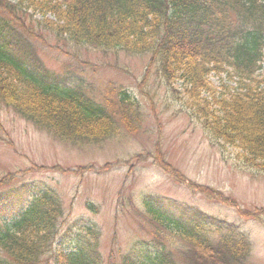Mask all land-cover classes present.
Returning <instances> with one entry per match:
<instances>
[{
	"label": "trees",
	"instance_id": "obj_1",
	"mask_svg": "<svg viewBox=\"0 0 264 264\" xmlns=\"http://www.w3.org/2000/svg\"><path fill=\"white\" fill-rule=\"evenodd\" d=\"M4 41L9 45L2 46ZM70 45L121 49L129 60L149 56L147 63L141 60L140 92L149 97V81L158 86L157 78L169 86L181 82L188 102L192 100L191 114L204 123L210 140L220 148L231 145L245 166L264 171V0H0V99L60 140L94 144L109 136L105 108H84L81 97H64L47 85L49 71L43 64L38 82L20 65L21 55L45 49L66 54ZM212 74L227 77L217 85L220 91ZM109 94L106 108L120 104L122 123L132 127L140 117L134 97L123 87L110 88ZM198 186L209 194V188ZM127 202L133 207L128 215L139 216L158 236L133 255L112 250L110 264H116L117 255L118 264L246 263L248 239L219 235L226 225L214 222L213 239L222 242L215 248L210 234L202 236L200 213L176 217L155 202L145 201L142 208L132 197ZM63 216L60 198L52 191L36 196L11 227H0V264H102L91 247L98 244L96 233L71 250L56 245ZM174 239L189 248L162 245Z\"/></svg>",
	"mask_w": 264,
	"mask_h": 264
},
{
	"label": "rangeland",
	"instance_id": "obj_2",
	"mask_svg": "<svg viewBox=\"0 0 264 264\" xmlns=\"http://www.w3.org/2000/svg\"><path fill=\"white\" fill-rule=\"evenodd\" d=\"M54 43L56 40H52ZM60 45L63 46V42ZM65 48L70 53L69 60L53 51L42 52L50 69L56 74L71 72L72 76L80 77L86 91L99 101L104 97L99 92L110 82L124 85L140 101L145 115L141 116L137 128H126L120 119L121 108H115L109 113V136L93 146L78 148L55 140L44 129L39 130L36 124L0 99V179L8 172L15 174L0 182V193L31 183L52 185L61 195L66 209L67 216L62 220L58 237L63 246L74 248L85 234L83 227L96 223L102 231L96 241L104 251L102 258L110 254L113 243L121 253H132L136 241L155 240V237L145 236L133 219L119 217L118 202H124L119 199V192L127 168L122 165L121 170L114 164L118 157L128 160L135 153L155 152L153 146L159 141L168 160L194 181L211 185L210 193L203 195L188 190L151 163L143 165L142 170L139 168L126 182L124 190L127 193L136 191L139 196L157 194L171 208L188 205L201 209L232 227L224 229L221 236L249 239L251 248L245 264H264V173L245 167L235 154L213 146L187 118L185 99H178L179 96L159 78L156 82L160 87H156L155 95L146 99L138 94L135 82L144 69L139 56L129 61L120 49L104 53L77 50L72 45ZM73 55L77 57L72 59ZM148 57L142 56L145 63ZM101 63L110 66L98 69ZM174 86L180 90L178 83ZM34 164L35 171H25ZM41 165H45V169L40 168ZM55 165H60L57 170L53 169ZM77 170L82 171L80 177L72 174ZM88 204L97 206L99 213L94 214ZM70 227L73 231L67 230ZM77 228L79 230L75 231ZM209 237L213 239L214 234ZM173 242L180 249L186 245L179 239L161 244L170 249L174 247ZM118 262L119 259L116 264Z\"/></svg>",
	"mask_w": 264,
	"mask_h": 264
}]
</instances>
